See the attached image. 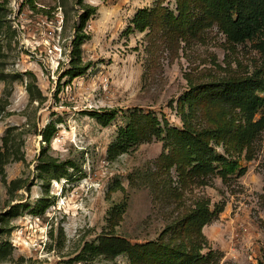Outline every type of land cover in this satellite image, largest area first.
I'll list each match as a JSON object with an SVG mask.
<instances>
[{"label": "rangeland", "instance_id": "1", "mask_svg": "<svg viewBox=\"0 0 264 264\" xmlns=\"http://www.w3.org/2000/svg\"><path fill=\"white\" fill-rule=\"evenodd\" d=\"M31 1L0 33V264H259L264 125L210 134L209 162L180 134L247 125L205 96L264 79L257 39L213 0Z\"/></svg>", "mask_w": 264, "mask_h": 264}, {"label": "trees", "instance_id": "2", "mask_svg": "<svg viewBox=\"0 0 264 264\" xmlns=\"http://www.w3.org/2000/svg\"><path fill=\"white\" fill-rule=\"evenodd\" d=\"M32 6V1L28 0ZM205 1V0H204ZM218 6L216 9L221 12L225 17L227 22V32L230 39L234 41L243 40H254L255 47L264 56V0H213ZM6 0H0V33L4 26V4ZM210 4V2H208ZM92 7L85 9L92 10ZM83 14V13H82ZM1 78V76H0ZM211 86H214V92L209 90L210 101L219 104V115L227 116L226 107L221 104L230 103L231 106H236L239 111L244 115L247 125L242 127L241 125H234L233 120L226 119L221 124V128L206 126L198 129L194 134L191 130L192 128H184L180 132L181 140L186 141L192 145H201L202 154L199 158L203 157L209 162L211 160V150L205 147V139L210 136V134L215 135V137L222 136L225 138L233 129H236L240 137H248L253 135L255 130H259L264 125V95H260L258 92H264V79L257 72H251L248 75L242 77H235L225 82L219 81ZM206 85L200 89H205ZM215 93V95H214ZM258 114L255 119L254 116ZM54 127H52L53 130ZM193 133L194 135H192ZM44 139L48 142L51 131L44 134L41 133ZM222 134V135H221ZM244 142H241V145ZM223 161V157H220ZM219 158V159H220ZM224 167L226 171L231 172L237 168L236 161H224ZM198 212V211H197ZM209 211L199 209V213H195V216L200 218L198 226L208 221ZM259 264H264V257Z\"/></svg>", "mask_w": 264, "mask_h": 264}]
</instances>
